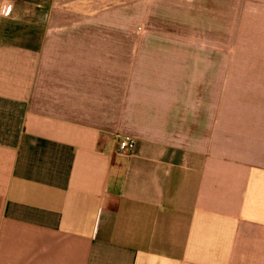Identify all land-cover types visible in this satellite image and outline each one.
I'll return each instance as SVG.
<instances>
[{
  "label": "crops",
  "instance_id": "0c3cea01",
  "mask_svg": "<svg viewBox=\"0 0 264 264\" xmlns=\"http://www.w3.org/2000/svg\"><path fill=\"white\" fill-rule=\"evenodd\" d=\"M9 1L0 264H264V73L226 85L224 49L197 31L162 55L161 31L68 28L55 0ZM184 49L187 72L162 75Z\"/></svg>",
  "mask_w": 264,
  "mask_h": 264
},
{
  "label": "rangeland",
  "instance_id": "374dc122",
  "mask_svg": "<svg viewBox=\"0 0 264 264\" xmlns=\"http://www.w3.org/2000/svg\"><path fill=\"white\" fill-rule=\"evenodd\" d=\"M54 2L56 5L53 6L52 13L75 16V27L70 25L68 28L161 31L164 33L161 35L166 37L160 39L167 42V44L162 42V55L170 53L165 47L169 41L181 40L187 42V45H190L188 41H192L195 45L194 42H200V37H186L192 35L188 34V31L202 33L207 37L210 47L219 45L224 49L226 85L230 79L241 73L245 74L246 87L255 85L256 82L249 83V73H255V70L264 73V0H55ZM76 17L79 21L77 24ZM174 35H180V38ZM135 40L139 41L138 38ZM182 52L166 59L177 63V68L180 69L161 70L162 75L187 72L184 69L188 58L187 49ZM213 59L216 61V55ZM238 62L258 63V66L253 65V69L228 68L232 63ZM152 69L146 70L144 75L151 78L156 72ZM238 84H241L240 81Z\"/></svg>",
  "mask_w": 264,
  "mask_h": 264
},
{
  "label": "built area",
  "instance_id": "2783aa9c",
  "mask_svg": "<svg viewBox=\"0 0 264 264\" xmlns=\"http://www.w3.org/2000/svg\"><path fill=\"white\" fill-rule=\"evenodd\" d=\"M12 13V5L9 0H0V17L8 18ZM134 147L132 139H119L118 150L121 155H129Z\"/></svg>",
  "mask_w": 264,
  "mask_h": 264
}]
</instances>
